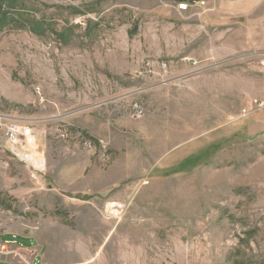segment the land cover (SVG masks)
<instances>
[{
    "label": "rangeland",
    "instance_id": "rangeland-1",
    "mask_svg": "<svg viewBox=\"0 0 264 264\" xmlns=\"http://www.w3.org/2000/svg\"><path fill=\"white\" fill-rule=\"evenodd\" d=\"M0 10V115L45 162L0 152L1 240L43 264H264V0Z\"/></svg>",
    "mask_w": 264,
    "mask_h": 264
},
{
    "label": "built area",
    "instance_id": "built-area-1",
    "mask_svg": "<svg viewBox=\"0 0 264 264\" xmlns=\"http://www.w3.org/2000/svg\"><path fill=\"white\" fill-rule=\"evenodd\" d=\"M189 6L188 3L179 4V9L187 11ZM259 67L264 70V59L259 61ZM136 108V117H141L142 109L138 105ZM37 136V131L32 125L7 115H0V152L7 154L10 159L31 166L32 175H35L37 170H44L45 167L44 160L34 147L38 142ZM0 255L5 261L10 259L8 262L10 264H43L38 245L28 246L17 240L0 239Z\"/></svg>",
    "mask_w": 264,
    "mask_h": 264
},
{
    "label": "trees",
    "instance_id": "trees-1",
    "mask_svg": "<svg viewBox=\"0 0 264 264\" xmlns=\"http://www.w3.org/2000/svg\"><path fill=\"white\" fill-rule=\"evenodd\" d=\"M0 12H1V10H0ZM3 17V14L2 13H0V18H2Z\"/></svg>",
    "mask_w": 264,
    "mask_h": 264
}]
</instances>
